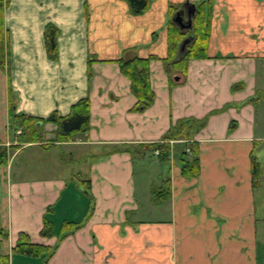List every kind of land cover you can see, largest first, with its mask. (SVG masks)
Returning <instances> with one entry per match:
<instances>
[{
  "label": "crops",
  "instance_id": "obj_1",
  "mask_svg": "<svg viewBox=\"0 0 264 264\" xmlns=\"http://www.w3.org/2000/svg\"><path fill=\"white\" fill-rule=\"evenodd\" d=\"M200 1L150 0L141 15L131 14L128 0L10 1L4 19L8 65L0 68V128L6 126L1 134L9 140L3 144L21 143L10 126L12 105L17 113L47 118L54 111L70 114L88 97L91 114L90 129L72 140L53 142L57 126L46 123L45 143L55 144H21L10 155L0 196L11 264H260L264 0H216L209 58L190 60L186 78L176 75L171 85L163 61L168 27L185 3ZM49 23L59 30L56 60L47 52ZM134 54L157 57L150 64L156 97L144 111L133 109L131 81L115 62ZM234 84L242 86L233 90ZM205 117L207 125L192 138L200 147L196 177L182 174L186 140L170 142L169 160L152 152L159 185L138 167L146 164L148 146L142 156L111 152L121 144L139 151L162 141L179 119ZM34 147L63 152L56 154L63 158L48 164L26 155L16 163ZM253 158L261 169L257 179ZM166 181L170 197L157 202L153 189ZM47 217L52 237L41 235ZM57 218L64 222L61 233L67 222L75 225L62 239ZM21 232L54 248L53 254H13Z\"/></svg>",
  "mask_w": 264,
  "mask_h": 264
},
{
  "label": "trees",
  "instance_id": "obj_2",
  "mask_svg": "<svg viewBox=\"0 0 264 264\" xmlns=\"http://www.w3.org/2000/svg\"><path fill=\"white\" fill-rule=\"evenodd\" d=\"M11 0H0V68L5 69L8 65V30L5 27V9ZM130 12L133 15L144 14L150 8V0H128ZM216 0H202L196 2V13L193 17V25L189 30L183 31L178 24L171 22L168 27V55L163 59L166 70L170 77V84L175 85L174 77L186 78L189 62L192 59L209 58V46L213 32L214 10ZM174 8V6H171ZM59 30L52 24L47 25L45 39L47 52L50 59L58 58L57 36ZM191 41L187 44L184 52H180L181 44L186 38ZM156 56L140 57L138 54L132 56L124 55L116 59L121 72L131 81V91L137 98V103L133 108L136 111H144L154 101L156 94L151 84V62ZM92 60L90 64L92 65ZM90 72V71H89ZM242 84H234L233 90L241 88ZM228 107L225 106L223 109ZM10 126L16 132L22 128L19 136L20 145L8 147L0 141V188L3 181V170L8 165L10 149L20 148L21 144H40L43 147H50L56 142H68L72 140L76 133H84L90 129V100L88 97L82 98L73 104L70 114L63 116L57 111L51 113L47 118L32 116L26 113H17L11 106L9 110ZM42 123L41 125L39 123ZM53 123L57 126L56 138L53 142L45 143L44 125ZM207 125V117L202 119L183 118L179 119L164 135L163 140L157 143L142 145L149 147L152 152L160 150L159 158L169 160L171 157L170 142L172 140H186V148L181 154L182 174L185 177H196L200 174L201 165L199 159L200 147L193 136L200 132ZM233 122L230 129H234ZM1 140V139H0ZM141 146V145H140ZM143 149L135 151L133 145H113L111 152L128 151L133 156H142ZM136 148V147H135ZM189 149L190 152L187 150ZM252 171L254 178L257 179L261 173L259 162L253 158ZM88 182V181H85ZM1 191V189H0ZM154 200L162 202L170 197V181H166L165 186L153 189ZM75 229L73 223L67 222L66 229L59 236L60 239L72 233ZM44 237L55 235L54 223L48 217L45 219L44 227L41 231ZM9 239V231L3 224V214L0 196V264H11V254L7 251L5 244ZM54 252V248L43 244L32 242L29 234L21 232L16 246L12 253L23 254L32 257L49 258Z\"/></svg>",
  "mask_w": 264,
  "mask_h": 264
},
{
  "label": "rangeland",
  "instance_id": "obj_3",
  "mask_svg": "<svg viewBox=\"0 0 264 264\" xmlns=\"http://www.w3.org/2000/svg\"><path fill=\"white\" fill-rule=\"evenodd\" d=\"M262 101H264V100H262ZM0 122L2 123V120H0ZM1 128H5L6 129V126H2ZM1 128H0V139H1L0 141L3 142V143H5V144H7V141H9V140L7 138V135L4 134V132H3L4 130L3 129H2L3 134H1ZM19 130L22 131V128H18L17 129V131H19ZM17 131L15 132L16 135H20V134H17ZM2 135H4V136H2ZM10 141H12V140L10 139ZM39 149H41V148L34 147V148L28 150V152H25L23 155H21L18 158V160H17L16 163H21L23 161V157L26 156V155H29L30 157L32 155L31 158H32V161L33 162L34 161L42 160V162H47L48 164L50 162L54 161V160H61L63 158V157H60V156L57 157V155H56V154L62 155L63 152L53 150V151H50L48 153V152L41 151ZM13 152H14V150L13 149H10V155H12ZM155 155H154V153H152V150H151L148 153V155H147V161H146L145 166H141L139 164L138 167H139L140 170L141 169L143 170L140 173H144V176H145L144 179H147V178L150 177V179L152 178V180L155 181V184L159 185L160 184L159 169H156L155 168V165L153 166L154 159H155ZM157 156H159V155H157ZM259 161H262V159L260 158ZM263 162H264V160H263ZM16 163H15V165H16ZM262 166H263V169H264V164ZM42 172L45 173V174H49L50 175V172L47 169H43ZM52 172H55V171H52ZM154 181H151V182L154 183ZM259 181H260V186L258 185L257 188H256L257 199L259 197L261 198L262 195H263V192H264V175L263 176L260 175ZM153 183H152L151 187L153 186ZM61 216L62 215H59L60 218H61ZM63 223H64L63 220H59L57 218V220H56V233H61ZM260 253H261V256H260V264H264V244L261 245V247H260Z\"/></svg>",
  "mask_w": 264,
  "mask_h": 264
},
{
  "label": "water",
  "instance_id": "obj_4",
  "mask_svg": "<svg viewBox=\"0 0 264 264\" xmlns=\"http://www.w3.org/2000/svg\"><path fill=\"white\" fill-rule=\"evenodd\" d=\"M185 10L188 14V20L184 19ZM185 10L178 11L174 16V21L180 26L181 29H191L193 25V17L196 13V4L190 2L185 3ZM190 41L191 39L189 37L184 39L180 48L181 53L185 51L186 46ZM178 78L179 77H176V79ZM39 124L41 125L42 123L40 122Z\"/></svg>",
  "mask_w": 264,
  "mask_h": 264
},
{
  "label": "built area",
  "instance_id": "obj_5",
  "mask_svg": "<svg viewBox=\"0 0 264 264\" xmlns=\"http://www.w3.org/2000/svg\"><path fill=\"white\" fill-rule=\"evenodd\" d=\"M21 133H22L21 130L17 131V134H21ZM187 150L190 152L189 149H187ZM155 154H156V155H159V154H160V150H156V151H155Z\"/></svg>",
  "mask_w": 264,
  "mask_h": 264
}]
</instances>
